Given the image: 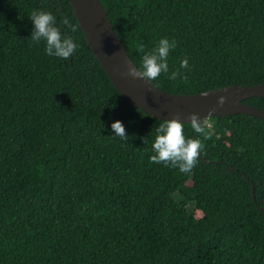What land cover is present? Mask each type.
Instances as JSON below:
<instances>
[{
    "label": "trees",
    "instance_id": "1",
    "mask_svg": "<svg viewBox=\"0 0 264 264\" xmlns=\"http://www.w3.org/2000/svg\"><path fill=\"white\" fill-rule=\"evenodd\" d=\"M102 1L138 67L139 43L176 41L169 71L190 67L152 80L168 92L264 81V0ZM34 9L70 18L72 55L31 39ZM163 120L117 89L70 0H0V264H264V119L183 122L202 144L183 173L150 159Z\"/></svg>",
    "mask_w": 264,
    "mask_h": 264
},
{
    "label": "water",
    "instance_id": "2",
    "mask_svg": "<svg viewBox=\"0 0 264 264\" xmlns=\"http://www.w3.org/2000/svg\"><path fill=\"white\" fill-rule=\"evenodd\" d=\"M79 24L94 54L109 77L134 106L154 117L176 118L185 123L188 113L196 112L201 117V126L211 116H227L244 113L264 119V109L246 103L250 97H264V81L255 85L231 84L211 88L206 91L180 94L168 92L148 81L128 73V67L137 64L129 55L125 44L115 30L108 10L102 0H70ZM224 97L222 104L217 103L219 96ZM255 186L252 192L255 199ZM261 210L264 207L260 206Z\"/></svg>",
    "mask_w": 264,
    "mask_h": 264
},
{
    "label": "clouds",
    "instance_id": "3",
    "mask_svg": "<svg viewBox=\"0 0 264 264\" xmlns=\"http://www.w3.org/2000/svg\"><path fill=\"white\" fill-rule=\"evenodd\" d=\"M29 18L33 25L30 37L37 43L43 41V51L46 55L67 58L79 47L73 37L68 34V30L75 31V25L71 23L69 17H60L58 23L56 15L52 12L34 9L29 14ZM60 25H63L66 31H62ZM175 47L176 41L169 40L166 36L159 38L151 51H144V45L139 43L137 52L141 54V64L139 68L135 65L128 67V73L148 81L155 79L162 72L171 80H175L178 76L186 78L183 70L190 67L187 57L181 59L178 69L173 68L172 71H169L167 58L169 50ZM223 101L222 95L217 98L218 104H222ZM188 120L191 122L194 132L203 133L205 137L210 135L201 126V117L198 113H188ZM110 127L114 130L113 135L121 139L126 137L124 125L120 120L112 121ZM151 148L150 159L153 162H163L168 166L178 168L183 173L190 171L197 163L202 144L197 138H186L183 133V122L176 118H170L163 120L155 129Z\"/></svg>",
    "mask_w": 264,
    "mask_h": 264
}]
</instances>
